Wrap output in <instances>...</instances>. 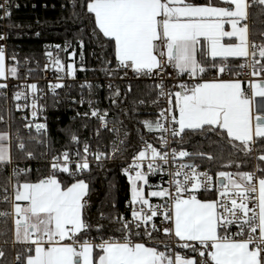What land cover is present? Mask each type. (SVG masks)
I'll use <instances>...</instances> for the list:
<instances>
[{
  "label": "snow or ice",
  "instance_id": "6c2138e0",
  "mask_svg": "<svg viewBox=\"0 0 264 264\" xmlns=\"http://www.w3.org/2000/svg\"><path fill=\"white\" fill-rule=\"evenodd\" d=\"M11 8L10 0L0 3V19L10 18ZM72 9L73 17L91 25V35L100 48L111 49L116 67L102 71L115 75L123 70L125 76L131 71L135 77L158 81L146 95L153 106L159 107L164 100L167 107L160 109L155 120L140 123L149 132L160 134L161 147L145 141L122 169L130 185L127 206L131 218L101 212L100 219H110L109 225L89 222L86 212L91 207L90 183L79 178L91 172L89 156L102 165L109 154L99 149L91 151L87 140L81 151L76 132L68 133L70 143L77 145L75 161L68 149L52 155L47 172L34 180L30 168L14 167L7 177L11 187L3 186L0 197L10 210L0 211V217L5 225L11 217L12 244L22 247L16 252L15 264H264V0H72ZM6 39L7 34L0 35V41ZM78 43L82 49L84 41L80 39ZM54 47L67 51L71 43L66 41L63 49L58 44ZM75 54L73 50L71 56ZM46 56L57 70H64V64L51 51H46ZM232 58H242L243 62ZM11 60L15 63L8 66L5 47L0 45V80L7 81L9 76L19 79L20 62L16 55ZM104 63L111 65V60L105 58ZM169 66L176 77L188 79L168 86L160 73ZM67 68L68 74L74 75V65L68 64ZM31 71L28 69L29 74ZM63 86L49 85L53 90ZM17 87L31 93V115L36 118L38 85ZM91 87L89 84L90 90ZM8 88V83H0V98L5 101ZM127 91H132L131 84ZM122 96L126 99V94L117 88L109 100L123 113ZM13 99L17 111L29 106L19 103L28 100L25 91L14 92ZM87 103L90 113L78 115L97 118L101 127L119 139L117 125L123 121L114 118L109 129L108 110L92 107V100ZM135 103L138 107L146 100ZM24 127L31 131V122ZM35 129L37 133L46 132L47 125L37 123ZM99 134L97 129L96 136ZM197 137L217 147L226 142L233 152H243L245 156L258 151L259 163L253 171H219L214 183L208 171L199 170L201 165L177 163V158L217 159L211 153L184 149L185 142L191 144ZM18 139V149L25 153V159H34L25 141ZM127 142L125 133L119 143ZM171 143L179 144L180 150L172 148L169 152ZM119 151L114 140L111 156ZM223 158L221 147L220 159ZM12 163L11 133L0 131V166L6 171ZM233 163L241 167L231 159L225 167ZM158 173L169 177L167 187L149 183V176ZM65 174L66 178H62ZM22 175L27 177L23 181ZM146 188L156 190L146 193ZM152 198L162 202L153 204ZM157 218L161 219L165 236L177 238V247L195 255H183L167 241L157 243L154 233L161 232ZM109 230L111 235L105 236ZM93 231L100 235L91 236ZM161 245L164 250H160ZM5 255L0 250V258Z\"/></svg>",
  "mask_w": 264,
  "mask_h": 264
},
{
  "label": "trees",
  "instance_id": "16d2710c",
  "mask_svg": "<svg viewBox=\"0 0 264 264\" xmlns=\"http://www.w3.org/2000/svg\"><path fill=\"white\" fill-rule=\"evenodd\" d=\"M17 6H13L11 10V17L0 20V32L7 34V64L12 66L15 62L11 60L13 55H16L20 62V67L25 68V75L28 69H35L30 74L38 75L36 63L40 64L43 58V47L47 42H63L73 41L78 43V40L84 41V54L90 66L94 67V71L99 75H111L102 71V68H115L116 61L112 55L111 49H101L98 41L91 35V25L83 20H77L73 17L72 0H16ZM202 2V0H201ZM76 11H80L79 8ZM257 30L259 29V21H256ZM83 29V31H81ZM39 33L37 36L36 34ZM111 60V65H106L104 60ZM243 62V59H239ZM153 83L147 80H134L132 84V91L126 92L124 88L120 87L122 94H126V99L121 98L120 108L125 111L122 113L120 110L111 104L109 97L112 92H99L97 93L98 99L101 102L104 100L108 103L105 109L109 110V116L118 120H122L121 124L127 133V143L124 144V149L119 154L115 155L112 160L106 159L102 165L97 162H92L91 172H84L79 178H84L90 183V209L86 212L89 222L95 224L97 221L104 225L111 223L110 219H100V213L103 212L105 216L115 217L116 214H123L127 201L130 200V185L127 177L123 174L122 169L125 167L126 161L131 158L136 152L140 150V144L143 141H154V132H149L140 121L146 120L148 116L142 114L146 110L155 113L156 107L150 106V99L146 93L151 89ZM7 101L0 98V116H3V121L0 122V131H7V116H8V98ZM155 98V94L153 97ZM140 99H145L146 104L136 106ZM49 117V135L42 139L45 143H38L34 137V132L25 141L27 151H32L35 154L34 159L41 160L44 158L42 153L52 151L54 149H61L69 146V132H76L79 136L83 137L87 132L95 129L97 124L89 119L75 117L71 118L63 111L55 112L51 107ZM12 128L19 130L23 122L17 119L14 110L11 111ZM154 116V115H153ZM152 116V117H153ZM155 117V116H154ZM87 124V128L84 125ZM109 135L104 133L103 140L107 141ZM143 137V140L141 139ZM47 139V142H46ZM215 139V138H213ZM187 141V137L185 138ZM49 142L51 147L49 148ZM98 143V141H96ZM100 143V142H99ZM177 144V143H176ZM108 145V144H107ZM223 148V159H220L221 147L211 143L209 140H204L197 137L191 144L185 142L183 147L189 152L196 150L211 153L216 156L214 161L207 159L188 158L191 161L201 164L203 167L210 169L215 175L219 171H252L259 161L257 157L261 154L258 151H253L250 156H245L243 152H233V150L226 144L220 142ZM177 146L180 147L179 144ZM108 147V146H107ZM260 147L259 144L256 145ZM108 152V149H107ZM232 153L229 156V153ZM12 157L16 160H25V153L20 152L18 143L12 145ZM231 159L240 163L241 167L237 168L233 163L231 167H225L228 160ZM261 166H264L262 164ZM49 166L46 163H41L39 167L35 168L31 174V179H35L40 173H46ZM39 170V171H37ZM9 176V166L4 171L3 166H0V197L3 196L2 187L8 186L7 177ZM27 177L21 176V181ZM66 178V174L65 177ZM204 195H208L204 193ZM10 210V206L0 202V211ZM7 232V235L3 233ZM97 232L93 231L91 236H98ZM111 235V230L105 233V236ZM156 239H166L167 237L162 233H154ZM13 224L12 219H7V224L4 223V218L0 217V249L6 255L2 260V264H15L14 257L16 252L21 251L20 245H13ZM8 243L5 244L4 241ZM99 242V241H97ZM160 243V242H157ZM164 250L161 245V249ZM176 251L186 252L188 255H195L190 250L180 249L176 246Z\"/></svg>",
  "mask_w": 264,
  "mask_h": 264
},
{
  "label": "built area",
  "instance_id": "2783aa9c",
  "mask_svg": "<svg viewBox=\"0 0 264 264\" xmlns=\"http://www.w3.org/2000/svg\"><path fill=\"white\" fill-rule=\"evenodd\" d=\"M4 0H0V3H3ZM12 7L17 6L18 2L16 0H10ZM12 8L10 9V11ZM0 16H3V12H0ZM6 19V18H5ZM3 20V19H0ZM5 32H0V35H5ZM68 41V40H66ZM47 42L44 44L43 47V58L40 62V64L36 63L37 65V70L39 72L38 75H32L29 73H26L25 75H21L25 72V68L20 67L19 68V79H15L9 76L7 81L0 80V83H8L9 88L6 89L5 91L7 92V96H9L8 100V116L6 119L7 122V131L11 133L12 137V145L14 143H19V138H22L24 141L29 138L30 135H32V132H34V137L36 138L35 140H43V138L47 137L49 135V117H50V111L51 107L55 112H60L63 111L65 114H67L71 118L80 117L82 115H78V113L83 114L85 112L90 113V108L87 103L88 100L93 101L92 107L99 108L101 111L105 110V104L108 103L104 100V102H101L98 99L97 93L99 92H113L115 89L122 87L126 92L128 89V85L134 83V80H147L150 83H158L154 78H147V77H135L131 71H128L127 75L125 76V72L123 70H120L117 72L115 75H99L97 74L94 70V67L90 66L87 58L84 54V49L80 47L79 43L73 42V41H68L71 43V47L67 49V51L64 50H57L54 46L55 45H60L61 49L64 48L65 42ZM0 45L5 47V53L7 52V39L0 41ZM51 46V47H49ZM75 50V56H71V53ZM46 51H51L53 53L54 57H58L60 61L64 64V70L61 72L57 70V68L49 61L48 57L46 56ZM81 54L83 56V59L81 58ZM68 64H73L76 71L74 75H69L67 65ZM47 65V68L45 67ZM32 71H35V69H32ZM247 71V70H245ZM213 73H210L212 75ZM160 75H163L164 80L166 81L168 86H171L174 83H179L180 79L187 80L188 77L185 76L183 78L176 77L175 70L169 66L167 68L166 72L160 73ZM31 83H36L38 85V91H37V105H38V115L36 118H33L31 115V102H32V95L31 93L28 92L27 88L24 87H17V85H26V84H31ZM62 84L64 85L61 88H56L52 89L49 87V85H55V84ZM91 84V90L88 88V85ZM109 84L112 85V88H109ZM83 86V87H82ZM16 91H25L26 94L28 95V100H21L19 103L24 104L27 103L29 106L24 108L22 111H17L16 110V101L13 99V93ZM84 100L85 102L83 104H80V100ZM150 106H153L152 104ZM156 107V106H155ZM167 107V104L164 100H161L159 107H156L155 113L150 112L149 110H146L144 115L150 114L154 115L156 118L158 117V113L161 108ZM14 110L17 116V119L22 121L23 124L20 127L19 130L13 129L12 127V120H11V111ZM108 110V109H106ZM109 112V110H108ZM24 117H27V119H23ZM89 119L93 120L97 126L95 127L94 130L87 132L83 137H80L81 143L79 145L80 150H83V142L85 140L88 141L91 151L95 152L97 149L101 152H107L108 149V154H109V160H112L114 157L111 156L112 153V142L115 140L117 143V146L121 149V151L117 152L119 154L120 152L123 151L124 149V144L121 145L119 143V140H124L125 139V133L126 130L121 124H118L117 127H119L120 132H119V139H117V136L115 133L104 129L101 127V122L95 118V117H88ZM109 124L108 128L111 129L112 127V121L113 118L110 116L107 117ZM31 122V131H29L28 128H25L24 125ZM37 123H46L47 125V131L46 132H41L37 133L35 129V125ZM99 129V136H96V131ZM106 133L109 135V137L106 140H103V135ZM159 133L154 132V141H146L148 143H152L155 147L160 148L161 145L158 140ZM169 140L172 138L169 136ZM98 141V143H96ZM47 142V139H46ZM100 142V143H99ZM144 142H141L140 144V149L144 147ZM108 144V145H107ZM108 146V147H107ZM77 145L70 143L69 141V146L61 148V149H54L52 151H47V155H44V158L41 160L38 159H25L23 161H19L13 158V163L12 165L9 166V175L12 172V169L14 167H19L21 169L25 168H30L32 171L39 167L41 163H46L48 166H50V161L52 155H57L64 151L65 149L70 150L73 153L72 159L75 161V151H76ZM172 148H176L177 150H180V147L177 146L176 143H171L170 147L167 149L169 152L171 151ZM137 153V152H136ZM135 153V154H136ZM134 154V155H135ZM90 164L92 162H96L92 156L88 157ZM131 162V158H129L126 161L125 167L128 166V163ZM184 162H194L191 161L188 158H183L181 160L180 158H177V163ZM196 163V162H194ZM146 164V162H145ZM198 165H201L199 163H196ZM74 167V165H73ZM145 170L146 167H145ZM169 168H165V172H167ZM172 170H174V166L172 167ZM200 171H208L210 175L213 176V182L215 183L216 180V175L208 168L201 167L199 168ZM253 171V170H252ZM230 172H237V171H230ZM155 177V185L157 184H162L164 187H167V181L169 177L167 175H164L161 177V175L158 173L156 175H153ZM12 183H15V180L13 179ZM11 185H9V188ZM218 187V186H217ZM162 201L157 198L154 200H151V203L157 204L161 203ZM128 201L125 206V210L123 212V215H125L128 218H131V209L127 206ZM156 224L158 226H161V232H162V225H161V219L157 218L156 219ZM164 235V234H163ZM167 237V236H166ZM176 240L177 238L174 237H167L166 239H156V242H161V241H167L172 244L173 249H176ZM1 250V249H0ZM176 251V250H175ZM183 255H188L186 252H182ZM15 261V257H14Z\"/></svg>",
  "mask_w": 264,
  "mask_h": 264
},
{
  "label": "crops",
  "instance_id": "0c3cea01",
  "mask_svg": "<svg viewBox=\"0 0 264 264\" xmlns=\"http://www.w3.org/2000/svg\"><path fill=\"white\" fill-rule=\"evenodd\" d=\"M227 27V26H226ZM6 54V53H5ZM232 59H242V58H232ZM6 64H7V55H6ZM8 65V64H7ZM146 116H148L147 117V119L148 120H155L156 119V117H152V115H150V114H146ZM149 183L151 184V185H155V177L153 176V175H150L149 176ZM151 190H156L155 188H152V189H147L146 188V193H147V191H151ZM154 199H157V198H152L151 200H154Z\"/></svg>",
  "mask_w": 264,
  "mask_h": 264
}]
</instances>
